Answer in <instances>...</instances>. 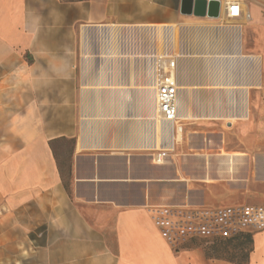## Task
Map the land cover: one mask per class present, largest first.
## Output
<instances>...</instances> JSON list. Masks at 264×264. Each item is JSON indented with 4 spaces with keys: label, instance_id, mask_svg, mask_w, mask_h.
I'll use <instances>...</instances> for the list:
<instances>
[{
    "label": "crops",
    "instance_id": "1",
    "mask_svg": "<svg viewBox=\"0 0 264 264\" xmlns=\"http://www.w3.org/2000/svg\"><path fill=\"white\" fill-rule=\"evenodd\" d=\"M218 1L212 19L181 15V0H0V264H233L175 252L152 212L264 207V142L248 140L264 132V0ZM229 1L239 17H226ZM159 56L175 59L178 121L160 122L171 134L153 147L157 120L138 101ZM206 124L239 134L241 151L197 154L192 179L212 191L178 197L173 182L190 180L157 168L185 128ZM252 239L247 264H264V231Z\"/></svg>",
    "mask_w": 264,
    "mask_h": 264
},
{
    "label": "built area",
    "instance_id": "2",
    "mask_svg": "<svg viewBox=\"0 0 264 264\" xmlns=\"http://www.w3.org/2000/svg\"><path fill=\"white\" fill-rule=\"evenodd\" d=\"M226 9L227 18L239 17L240 10L236 1H229ZM151 86L154 90L155 119L162 123H176L178 87L175 59L164 56L156 59ZM168 153L166 149L154 151L150 155L152 164L163 165ZM152 212L155 223L172 249L184 240L231 238L241 233L264 231V207L261 206H156Z\"/></svg>",
    "mask_w": 264,
    "mask_h": 264
},
{
    "label": "rangeland",
    "instance_id": "3",
    "mask_svg": "<svg viewBox=\"0 0 264 264\" xmlns=\"http://www.w3.org/2000/svg\"><path fill=\"white\" fill-rule=\"evenodd\" d=\"M224 129L225 128H223V130ZM194 130L195 132L197 131L196 132L197 134L196 133L192 134L191 129L185 128L184 142L180 146L176 147L174 152L171 153V156L168 159L169 162L165 166L157 168L158 170L157 174L160 179L174 180V178H176V176L179 175L190 180L189 182H187L189 186H186L185 184V187L183 186L184 184H180L179 182H173V187H171V189L175 192V195H177L178 197L189 196L191 198L192 197L196 198L199 195H201L203 192L209 194L212 191L211 188L199 187L200 183L192 179V178H200V176H202L204 173L202 160L197 154L216 153L219 150L218 146H221L222 149L227 152L241 151L239 149L240 148L239 142L241 141V137L237 133H233V132L223 133V134L218 133L219 129L215 125H211V124L208 125L206 124L202 129L195 128ZM253 134L249 136L248 138L249 141L254 142L258 140L264 142V132L259 133V135H257L258 138L256 136L254 137ZM189 135L190 137H192V139H190V143L187 142ZM2 137L3 135H0V140L2 139ZM182 137H183L182 130H180L178 127L177 140L179 143L182 141ZM142 143L145 144V142ZM159 144H160V140H159ZM206 144L207 147H210V149L202 151L201 150L202 147H204V145L206 146ZM138 149L144 150L146 148H138ZM59 152L61 154L62 162L67 167L65 169L66 170L65 176L69 180L70 178L68 176L67 170L69 169V154L71 153V142H64ZM143 153L144 152H141L140 154ZM232 155L233 154L226 155L227 158L225 160V163H223V165L224 164L226 165V163H228L229 160L232 161L231 163H233L234 159L232 158ZM211 247H212L211 243L209 242L205 243L199 239H196L193 241L184 240L182 243H180L177 246V248L173 250L175 252H180L183 250L197 249L201 251L206 258H208L209 255L212 256L217 255V252H215ZM245 250H243L242 252L238 250L229 251L227 254H224L223 256L230 260L239 261L243 259Z\"/></svg>",
    "mask_w": 264,
    "mask_h": 264
},
{
    "label": "bare ground",
    "instance_id": "4",
    "mask_svg": "<svg viewBox=\"0 0 264 264\" xmlns=\"http://www.w3.org/2000/svg\"><path fill=\"white\" fill-rule=\"evenodd\" d=\"M150 84V83H149ZM190 85V84H189ZM141 86V84H140ZM139 86V87H140ZM139 87L137 89H139ZM189 88H186L184 87V90H188ZM195 89V88H194ZM193 89V90H194ZM138 93V92H137ZM139 95H140V101L139 102V106L140 107L138 109L141 110L142 112V115L143 117L145 118V120L147 122H154L156 119H155V111H154V90H153V87L152 86H149V85H145V86H141L140 90H139ZM138 100V98H137ZM178 107V106H177ZM190 110V109H189ZM140 112V111H139ZM140 112V113H141ZM191 113V112H190ZM179 116L180 118H182V120H188L189 119V114L187 113L186 111V106H185V103L184 102H181L179 104ZM143 118V119H144ZM142 119V120H143ZM191 119V118H190ZM144 124V123H143ZM153 125V124H152ZM169 125V124H168ZM144 126V125H143ZM167 126V125H166ZM149 128V127H148ZM155 129H156V133H157V139H156V144H152L153 147H160V144H159V140L161 139V135H166V136H170V132L167 130V128L161 124L159 121L156 122V125H155ZM169 129V127H168ZM141 130L139 129V132ZM143 131V130H142ZM155 132V131H154ZM141 133V132H140ZM135 136H138V134H136ZM136 138V137H135ZM155 141V140H154ZM152 143V141H151ZM127 145V144H126ZM90 146V145H89ZM133 147H136V148H147L149 147L148 145L146 144H143L142 142L134 145ZM171 147V146H169Z\"/></svg>",
    "mask_w": 264,
    "mask_h": 264
},
{
    "label": "trees",
    "instance_id": "5",
    "mask_svg": "<svg viewBox=\"0 0 264 264\" xmlns=\"http://www.w3.org/2000/svg\"><path fill=\"white\" fill-rule=\"evenodd\" d=\"M205 243H211V248L217 252V255H209L207 259H217V260H225L228 262H231L233 264H247L248 257L250 252L252 251V234L248 233H241L238 235H235L231 238H216L211 240H201ZM246 249V250H245ZM238 250L243 251L245 250V253L243 255V259L239 261H234L225 258L223 255L227 254L229 251Z\"/></svg>",
    "mask_w": 264,
    "mask_h": 264
},
{
    "label": "water",
    "instance_id": "6",
    "mask_svg": "<svg viewBox=\"0 0 264 264\" xmlns=\"http://www.w3.org/2000/svg\"><path fill=\"white\" fill-rule=\"evenodd\" d=\"M220 7L218 0H181L180 14L216 19L220 15Z\"/></svg>",
    "mask_w": 264,
    "mask_h": 264
}]
</instances>
